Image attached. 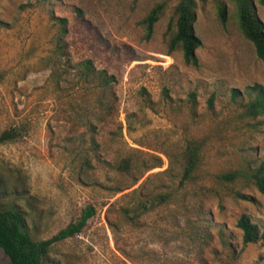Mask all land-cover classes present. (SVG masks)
I'll list each match as a JSON object with an SVG mask.
<instances>
[{
	"label": "rangeland",
	"instance_id": "374dc122",
	"mask_svg": "<svg viewBox=\"0 0 264 264\" xmlns=\"http://www.w3.org/2000/svg\"><path fill=\"white\" fill-rule=\"evenodd\" d=\"M160 3L147 40L142 21ZM177 4L0 0V136L18 135L0 142V199L39 239L96 208L47 264H264V241L245 247L237 226L247 214L264 232V194L251 179L264 115L245 111L264 64L232 0H197L199 66L186 64L169 45ZM0 264H12L1 247Z\"/></svg>",
	"mask_w": 264,
	"mask_h": 264
},
{
	"label": "trees",
	"instance_id": "16d2710c",
	"mask_svg": "<svg viewBox=\"0 0 264 264\" xmlns=\"http://www.w3.org/2000/svg\"><path fill=\"white\" fill-rule=\"evenodd\" d=\"M235 2L240 29L247 40L255 47L258 57L264 64V23L256 12L255 2L264 6V0H232ZM166 8V3L156 5L143 19L142 25L145 29V38L149 40L155 29L156 23L160 20ZM197 0H178L176 6V30L172 35L169 45L170 51L180 48L183 52L186 64L199 66V58L196 50L202 45V40L196 35L194 24L196 22ZM222 21L227 18V10L224 4L220 7ZM65 26L67 19H61ZM88 76L95 73L93 63L86 60L83 63ZM100 75L109 84L114 77H107L105 70ZM246 91L255 95L245 105L246 114L250 117L264 115V86L255 84L248 86ZM14 131H5L0 136V142H7L17 138ZM189 164L185 170L184 178L190 177L195 169L196 155L190 151ZM130 167V161L125 159L121 169ZM155 167H158L155 166ZM154 167V168H155ZM251 179L256 187L264 194V158L261 164L253 170ZM146 206V205H144ZM96 215V208L88 206L79 218L70 222L50 239L36 238L29 230L26 223V214L15 205H8L0 199V247L10 258L12 264H47V258L53 246L61 241L74 237L83 232L91 218ZM237 226L243 231L244 246L264 241V232L260 233L258 225L252 222L251 217L243 214L238 220Z\"/></svg>",
	"mask_w": 264,
	"mask_h": 264
}]
</instances>
